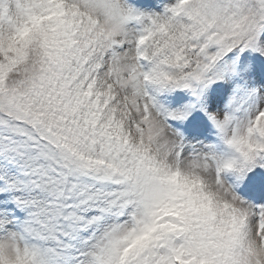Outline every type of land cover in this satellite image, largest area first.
I'll return each instance as SVG.
<instances>
[{"label":"snow or ice","instance_id":"snow-or-ice-1","mask_svg":"<svg viewBox=\"0 0 264 264\" xmlns=\"http://www.w3.org/2000/svg\"><path fill=\"white\" fill-rule=\"evenodd\" d=\"M0 264H264V0H0Z\"/></svg>","mask_w":264,"mask_h":264}]
</instances>
